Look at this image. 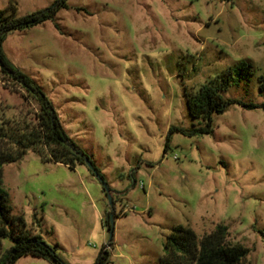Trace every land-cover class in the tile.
Here are the masks:
<instances>
[{"label":"rangeland","instance_id":"obj_1","mask_svg":"<svg viewBox=\"0 0 264 264\" xmlns=\"http://www.w3.org/2000/svg\"><path fill=\"white\" fill-rule=\"evenodd\" d=\"M55 2L0 0V12L18 19ZM67 5L55 21L10 34L3 51L50 101L110 193L87 164L70 168L28 152L4 167L1 184L24 232L65 264H95L104 251L110 264H159L175 227L203 236L223 225L230 243L250 250L246 264H264V0ZM228 77L222 97L230 104L211 117L213 132L169 139L172 127L207 128L187 98ZM13 87L0 77L8 116L27 111L26 92ZM13 246L0 239V263ZM16 264L51 262L27 256Z\"/></svg>","mask_w":264,"mask_h":264},{"label":"trees","instance_id":"obj_2","mask_svg":"<svg viewBox=\"0 0 264 264\" xmlns=\"http://www.w3.org/2000/svg\"><path fill=\"white\" fill-rule=\"evenodd\" d=\"M67 2L68 0H56L52 8L18 19L0 12V77L4 85L19 87L26 92L23 98L24 107L27 108L25 113L8 116L7 110L0 107V239L10 238L14 243L0 264H16L19 259L27 256L45 259L51 264H65L55 248L49 246L40 237L24 232V221L22 218L14 217L10 196L1 184L4 167L23 161L28 152L37 154L43 162H54L70 168H75L76 164H86V160H89L70 141L50 101L29 77L9 62L3 51V44L10 34L32 29L48 21H55L61 10L68 9ZM230 83V77L220 83L212 81L203 86L196 95L187 98L190 115L194 119L207 120L206 129L187 131L172 127L168 138L170 139L174 132L186 136L212 133L211 117L214 114H224L230 104L222 97V93L228 90ZM259 89L264 92V76L259 78ZM233 103L248 110L259 108L254 104ZM94 168L101 176L99 170L95 166ZM101 179L103 180L102 176ZM111 215L115 216L114 211L108 214L106 223L109 232L111 230L114 232L110 223ZM229 236L228 227L223 225L217 226L213 232L203 236H199L189 227L179 225L167 238L165 255L160 259L159 264H246L250 250L242 245L230 243ZM110 263L109 253L104 251L95 264Z\"/></svg>","mask_w":264,"mask_h":264},{"label":"water","instance_id":"obj_3","mask_svg":"<svg viewBox=\"0 0 264 264\" xmlns=\"http://www.w3.org/2000/svg\"><path fill=\"white\" fill-rule=\"evenodd\" d=\"M86 164L88 165V167H89V169L101 180V181H103L102 179H101V176L99 175V173H97L96 172V170H95V168H94V166H93V164L89 161V160H86ZM103 183H104V181H103ZM104 187H105V190L108 192V193H110V190H109V188H108V186L104 183ZM109 201H110V204H111V206H113V200H112V197L110 196V194H109ZM110 223H111V226H112V228L114 229L115 228V223H114V216L113 215H111L110 216ZM113 236H114V232H113V230H111L110 231V242L112 241V239H113Z\"/></svg>","mask_w":264,"mask_h":264},{"label":"built area","instance_id":"obj_4","mask_svg":"<svg viewBox=\"0 0 264 264\" xmlns=\"http://www.w3.org/2000/svg\"><path fill=\"white\" fill-rule=\"evenodd\" d=\"M141 187H142V185H141Z\"/></svg>","mask_w":264,"mask_h":264}]
</instances>
